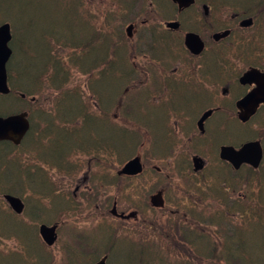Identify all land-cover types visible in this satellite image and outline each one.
Instances as JSON below:
<instances>
[{
  "label": "trees",
  "instance_id": "1",
  "mask_svg": "<svg viewBox=\"0 0 264 264\" xmlns=\"http://www.w3.org/2000/svg\"><path fill=\"white\" fill-rule=\"evenodd\" d=\"M31 1V13L41 20L57 19V31L65 33L63 37L47 36L44 40L47 45L45 60L42 61L40 67L35 71H29L23 76V82L15 83L11 80V74L20 77L19 71L10 70L9 79L11 82L12 92L7 96L0 95V116L15 114L28 109L34 105V113L36 110L47 115H83L87 121H91L90 115H96L93 111V103H89L83 96L74 89H70L66 85L70 79L77 78L74 72H79L84 76V86H87L90 94L94 96L93 101L96 102V66L97 60L95 50L84 53L86 47V37L83 38V32L88 34L89 49L92 47L90 43L93 41L92 34L96 32L97 25H100V31L115 32L112 27L111 18L119 15L122 11L146 5L148 0H110L118 8L109 7L108 0H100L96 2L94 7L97 9L94 12L89 0H29ZM122 3V5H118ZM105 4V5H104ZM264 10V5L261 6ZM114 10V12H112ZM133 10V9H132ZM134 11V10H133ZM141 14L140 10L134 15ZM258 15V14H256ZM264 16V12L261 14ZM102 18H106L105 21ZM9 22L6 16L0 18V24ZM91 38V39H90ZM49 41L56 40L62 43L59 46L63 49L70 48V65L65 69H61V65L66 66L64 57H55L59 51L53 47H49ZM15 42L13 35L12 48ZM16 54L15 48H13ZM55 52V54H54ZM87 55V59L83 57ZM82 57V58H80ZM94 61L91 62V58ZM51 64V67H49ZM31 70V69H27ZM68 72V73H66ZM62 83V84H61ZM80 85V84H79ZM51 89L54 94H45V90ZM18 93L25 95L21 98ZM127 94V93H125ZM124 94V95H125ZM34 98V101L30 100ZM32 101V102H31ZM125 114L118 115V119L127 120L129 113L134 114L133 105L124 107ZM39 113V112H37ZM234 116V115H233ZM71 118V117H70ZM34 128V125H33ZM119 140L125 138V131L121 125H118ZM37 132L33 129L30 132V141H24L20 146L10 145L9 150L0 148V191H3L2 185L6 182H11L10 188L18 189L17 179L14 177L20 175V172L27 173L26 176L44 177L45 174L54 169L51 160L41 158L44 161L46 168L39 170L35 166H27L22 164L21 152L30 151L32 153L40 152L41 149H33L28 147V142L36 146H47L43 140L35 139ZM38 137V136H37ZM34 139L36 142H34ZM2 146V145H1ZM140 145H122L116 152L104 150V162L109 164L113 158V154H118L119 161L125 162L136 153L135 148ZM2 150V151H1ZM18 151V154L16 152ZM110 153V155H107ZM163 154H166L163 153ZM12 163H8L7 160ZM23 166V167H22ZM60 172L69 171L64 162L59 163ZM22 167V169H21ZM10 169V170H9ZM21 169V170H20ZM19 170V172H18ZM11 180L5 181V176ZM105 179L109 180L107 175ZM114 182V181H113ZM113 182L104 183L105 187H109ZM13 184V185H12ZM225 184V183H223ZM6 185V184H4ZM46 187V192L43 196L49 199L55 196L56 190L52 189L54 183L40 182V187ZM58 185V184H57ZM121 186H125L124 183ZM9 192H15L14 190ZM2 193H6L4 190ZM134 194L136 198H132L134 202H139V195L143 193L140 186L131 185L122 188L120 196L129 197ZM40 192L38 193L39 197ZM51 196V197H50ZM46 197V198H47ZM64 198L67 199L65 196ZM43 199L40 197V200ZM111 200V196L106 199V202ZM46 201V200H43ZM40 202V201H39ZM38 207L41 206V202ZM93 211V217L99 219L95 225L85 229V231H94L95 236H102L100 241L106 245L121 247L125 251L124 264H264V166L259 170H254L249 167L242 168L239 171H234L227 165V215L215 216L216 223L212 229H209L205 221H198L190 216L185 223H174L171 221H163L159 215L152 214L149 218L144 217L142 221L143 229L138 235L132 236L125 226V223L109 218L105 209ZM67 214V220L71 221L74 210H71L70 198L66 203L62 204V208L54 211L53 218ZM39 213L44 216L47 212H42L39 208ZM105 214L101 218V215ZM52 216L48 219L51 220ZM55 216V217H54ZM144 216V215H143ZM142 216V217H143ZM11 214L6 211L0 202V238L7 237L5 231L1 230L5 221L11 218ZM214 221H210V225ZM71 231V238L83 242L76 229V224ZM77 231V232H76ZM26 235L31 238V233L26 230ZM36 234V232H35ZM73 234V235H72ZM14 237V236H13ZM37 237V234H36ZM83 243H86V238ZM80 243V244H83ZM40 264H49L48 260H40Z\"/></svg>",
  "mask_w": 264,
  "mask_h": 264
},
{
  "label": "flooded vegetation",
  "instance_id": "2",
  "mask_svg": "<svg viewBox=\"0 0 264 264\" xmlns=\"http://www.w3.org/2000/svg\"><path fill=\"white\" fill-rule=\"evenodd\" d=\"M203 5L201 6L203 7ZM207 7L208 10L204 11V15L191 18L193 19V32L201 40L198 39V43L203 45V51L199 55L189 54L183 43L181 45L180 41L174 39L176 32L165 28L167 20L154 26L150 24L152 18L147 19L145 28L148 36V48L149 51H152L146 55L148 74H152L156 70L159 79L177 75L179 77L177 81L192 83L194 92L199 95L193 98V102L214 103L213 107L201 111L200 115L211 110L212 114L209 118L218 115L225 116L223 135L226 136V139L223 142L227 143V115H236L237 110L233 111L230 107L225 111L224 104L234 103L235 105L254 88V84L242 85L239 82L242 74L249 70L264 72V23L258 24V19L253 18L250 24L242 26L241 22L246 19L238 17V13H234L224 18L222 24H217L216 19L218 18L212 15V8ZM227 10L230 13L228 4ZM175 20L177 19L169 21ZM238 44L242 45L241 51L232 56L230 51L234 52V45ZM231 60L234 63L227 64ZM173 87L177 89L175 94L166 96V100L169 98L173 102L184 100L188 93L178 84H174ZM201 108L202 106L198 110ZM262 109H264V105L259 106L257 114ZM97 123L99 140L102 141V115H99ZM190 123L193 125L191 121ZM182 126L183 123L180 122V127L182 128ZM204 127L206 133V122ZM205 133L200 135L203 136ZM223 142L206 138L199 143L201 147H204L202 152L209 153L208 148L219 150L224 144ZM82 179H87V175L82 176Z\"/></svg>",
  "mask_w": 264,
  "mask_h": 264
},
{
  "label": "rangeland",
  "instance_id": "3",
  "mask_svg": "<svg viewBox=\"0 0 264 264\" xmlns=\"http://www.w3.org/2000/svg\"><path fill=\"white\" fill-rule=\"evenodd\" d=\"M91 3V7L93 8L94 12L97 11V9L94 7L96 2H100V0H89ZM110 0H108V6L112 7V8H118L113 2H110ZM158 2L159 5V9L155 12L154 14L156 16L159 17H165V16H169L172 14V9L170 8V5H168L167 3L163 2V0H156ZM207 1V0H205ZM217 2L220 3V5L217 7L218 11H213V12H217V17L218 18H227V16H229V12L227 10V8H225L224 6L227 5V1L226 0H216ZM231 1V0H230ZM117 2V1H116ZM204 2V1H203ZM237 2V1H236ZM235 2H231V4H234ZM118 5H122V3H118ZM236 4V3H235ZM105 5V4H104ZM192 10H195L194 13L196 16L200 15L198 14V10L196 7H194ZM114 12V10L112 11ZM192 12V11H191ZM191 12L187 15H191ZM201 12V9H200ZM227 12V13H226ZM135 14V11H133L132 9H127L126 11H122L119 15L111 18V22H112V27L115 31H122V33H125V29L127 28L128 24L130 22L133 21V16ZM227 14V15H226ZM155 15H151V16H155ZM6 16L9 21H10V25H11V31L15 37V42L13 44V48H15L16 54L14 53V58L9 61V68L13 69V71H15V69H17V71H19L20 77H17L13 74H11L12 78L11 80L14 82L16 81L17 83L23 82V76L26 75L29 71H35L40 67V64L42 63V61L45 60V54H46V50H47V45L46 42H44L45 39H47V36H56V37H63L65 35V33L57 31V23H56V18L52 19V20H41L38 19L37 17H35L34 15H32L31 13V1L29 0H0V18ZM141 16L143 18H145L146 16L150 17V14H141ZM103 21L106 20V18H102ZM183 29H192L193 28V19H191L190 17L184 16L183 20ZM98 30L99 27H98ZM187 31V30H186ZM107 33V32H104ZM137 33V28H135V34ZM98 36H94V42H96V38L99 37V32L97 34ZM86 37V33L83 32V38ZM49 47H53L56 51H59L58 54H55V57H64L65 58V62H66V66L61 65V69H65L67 67H69L70 62V53H71V49L70 48H66L63 49L59 46H62V43L57 42L56 40H51L49 41ZM93 44V43H90ZM101 52V51H100ZM82 58V57H80ZM94 61V57L91 58V62ZM49 67H51V64H49ZM114 67V64H113ZM27 69H31V70H27ZM68 73V72H66ZM69 74V73H68ZM74 76L77 78V80L75 79H70V83L68 85V87L70 89H74L75 91L79 92V93H83L84 98L86 99L87 96L88 98H91L88 94L87 91H84V82H85V78L83 75H81L79 72H74L73 73ZM114 83V79L111 78L108 81H101L99 84V92L103 93L102 95V101H106V102H111L112 101V97H113V89H112V84ZM10 84V82H9ZM62 84V83H61ZM80 84V85H79ZM55 92V91H54ZM53 90L51 89H47L45 90V94H54ZM87 101V100H86ZM185 101L187 103H192L191 108H190V113L191 114H196L200 103L196 102L193 103V96L191 94H187V96L185 97ZM183 103V101H182ZM34 105L31 107L29 106L28 109L23 110V111H27L29 112V114L32 116V121L36 122V123H40V119L38 116L33 115L34 114ZM230 108V104H224V109L225 111H227ZM163 115H164V110L162 107H154L151 106L150 110H149V124L150 127L156 130H159L162 128L163 124ZM218 118H215L214 120L211 121V124H216L218 122ZM227 123L232 124L234 123L233 120H227ZM42 124L44 125V123L42 122ZM209 124V122H207V125ZM82 128V127H81ZM40 133L42 131H44L45 129H39ZM233 132L232 134H228L227 135V141L230 142H237L239 141L242 137L245 136L244 133V129L241 128L238 125H235L233 127ZM214 139L216 141H223L224 139H226V136L223 134H214ZM34 142H36V140L34 139ZM31 145V143H30ZM6 145H2L0 146L3 147ZM6 147H8L9 150V146L7 145ZM36 148V145H33V149ZM2 151V150H1ZM16 154H18V151L16 152ZM23 157L27 158V157H32V153L29 152H22ZM142 154H144L145 156H147V163L148 164H152L155 163L157 165H153V166H157L159 168H161L160 166H162L163 168H167V165H160V163L156 160L151 159V157H149L147 155L146 152H142ZM8 163H12L10 160L6 159ZM38 161H39V167L40 168H46L45 163H43L41 157L38 156ZM160 165V166H159ZM152 166V167H153ZM151 167V168H152ZM22 168V167H21ZM150 168V169H151ZM10 170V169H9ZM92 170V169H91ZM53 178L54 175H52ZM6 179H4L5 181L11 180L10 177H8L7 175L4 177ZM8 179V180H7ZM56 179V178H55ZM38 177H34V175L32 176L31 180L28 182V184H30V186L32 188H38L40 186V184L37 183L38 181ZM58 180V179H57ZM9 183V182H6ZM48 186V185H47ZM52 189L56 190L55 196H59L61 199L63 197V195L65 194V187H63V185H52ZM41 195H39V197L34 198V199H30L27 197V204L31 205L36 203L37 201L41 202V206L39 207L40 210L42 212H47L48 208V200L46 199L47 196H43L42 193L46 192V188L43 190L39 191ZM40 197H42L43 199L40 200ZM103 197L100 196V201L102 202ZM1 200V199H0ZM46 200V201H43ZM1 202V201H0ZM128 207L127 203H123L121 205V203H119V208H122L123 210L126 209ZM101 207H98V210ZM94 210V209H92ZM50 215H53L52 212ZM63 213V212H62ZM86 213H87V205H83L82 207V215L84 218H86ZM63 219H60L57 223L60 227L59 232H61V235L59 237H63L67 236L64 234L67 233L66 230L69 229L70 225L67 226V223H74V221H67V214H63ZM48 216V213L45 214L42 217H46ZM105 216V214L101 215V218ZM59 219V217H57ZM107 219L109 220V218L107 217ZM83 221V223L85 222V219H80V220H76L77 222ZM90 221V220H88ZM56 223L55 219H53L51 221V224ZM90 223L92 225L95 224V222L90 221ZM127 224L129 226H132L131 222H127ZM125 225V229H128L129 226ZM77 226H79L80 228H82L84 225L81 224H76ZM67 226V228H66ZM66 229V230H65ZM135 234H137L138 232L135 231ZM131 234H133V232H131ZM7 244H9L10 246H14L15 245V241L13 240H7L6 241ZM0 248H2L0 246ZM33 248H36V245H33ZM1 250V249H0ZM125 251L123 250L121 247H114V250L110 256V262L111 264H116V263H124L125 262ZM53 256H60L62 258L63 253L60 251V246L57 247L54 246L53 250L50 251ZM47 255V254H45ZM101 255H99L100 257ZM61 260H58L56 262H54L55 264H60ZM109 259H108V263L110 264ZM94 264V263H92Z\"/></svg>",
  "mask_w": 264,
  "mask_h": 264
},
{
  "label": "water",
  "instance_id": "4",
  "mask_svg": "<svg viewBox=\"0 0 264 264\" xmlns=\"http://www.w3.org/2000/svg\"><path fill=\"white\" fill-rule=\"evenodd\" d=\"M178 4L179 8L190 6L193 0H173ZM130 28L128 29V32ZM193 38V35L187 36V42ZM11 39L10 27L8 24L0 26V94L6 95L10 89L7 84V72L6 64L11 57L12 51L8 47V42ZM255 82L257 88L254 93L250 94L245 100L240 103V107L243 115L239 116V119L246 121L252 112L260 103H264V75L259 74L257 77H253L252 73H248L241 79V83ZM27 114L22 113L18 115L8 116L6 118L0 117V141L9 140L15 144H19L20 140L26 134L29 129V122L27 120ZM261 149L258 143H248L244 145L239 151H236L232 147H225L222 149L221 158L227 159L233 164L235 168H238L240 164L248 163L253 167H257L261 161ZM199 166L196 165V169ZM141 171L139 159L136 158L128 162L122 170L123 174L135 175ZM6 201L14 212L20 214L23 210L22 203L19 199L5 196ZM160 195L152 197V204L154 206H160L158 201ZM133 217L134 214H130ZM41 235L45 241L49 244L52 243L55 238V228H48L42 226L40 228ZM97 264H105L104 260L99 261Z\"/></svg>",
  "mask_w": 264,
  "mask_h": 264
}]
</instances>
